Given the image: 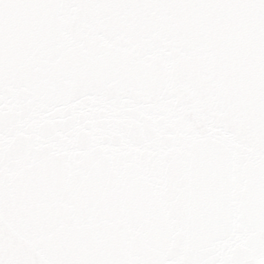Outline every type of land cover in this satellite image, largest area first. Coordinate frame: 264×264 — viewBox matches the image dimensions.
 <instances>
[{
	"label": "snow or ice",
	"instance_id": "6c2138e0",
	"mask_svg": "<svg viewBox=\"0 0 264 264\" xmlns=\"http://www.w3.org/2000/svg\"><path fill=\"white\" fill-rule=\"evenodd\" d=\"M0 264H264V0H0Z\"/></svg>",
	"mask_w": 264,
	"mask_h": 264
}]
</instances>
